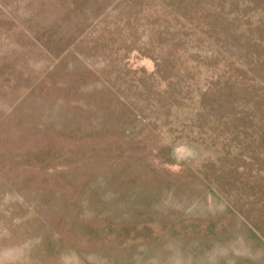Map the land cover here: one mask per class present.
<instances>
[{
	"label": "rangeland",
	"instance_id": "1",
	"mask_svg": "<svg viewBox=\"0 0 264 264\" xmlns=\"http://www.w3.org/2000/svg\"><path fill=\"white\" fill-rule=\"evenodd\" d=\"M0 264H264V0H0Z\"/></svg>",
	"mask_w": 264,
	"mask_h": 264
}]
</instances>
